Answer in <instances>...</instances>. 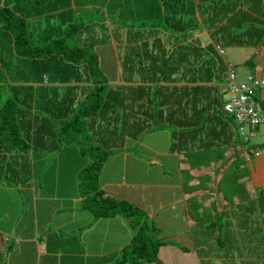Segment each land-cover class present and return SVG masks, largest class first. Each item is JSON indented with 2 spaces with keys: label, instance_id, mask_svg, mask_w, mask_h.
<instances>
[{
  "label": "trees",
  "instance_id": "trees-1",
  "mask_svg": "<svg viewBox=\"0 0 264 264\" xmlns=\"http://www.w3.org/2000/svg\"><path fill=\"white\" fill-rule=\"evenodd\" d=\"M81 5L0 0V151L16 152L0 159V182L17 181L31 148L75 146L86 162L76 173L79 209L93 221L127 217L132 229L110 264H162L160 247L172 242L164 218L182 210L173 153L238 145L251 159L260 147L250 144L260 125L244 141L224 110L227 63L217 47L264 46V0H132L135 22L111 27L108 14ZM153 154L160 163H147ZM229 213L200 224L223 257L201 264H264V192Z\"/></svg>",
  "mask_w": 264,
  "mask_h": 264
},
{
  "label": "crops",
  "instance_id": "crops-1",
  "mask_svg": "<svg viewBox=\"0 0 264 264\" xmlns=\"http://www.w3.org/2000/svg\"><path fill=\"white\" fill-rule=\"evenodd\" d=\"M72 3L74 8L81 4L89 7V4H77L75 0ZM241 48L248 47L224 48L225 61L229 64H233L232 59L241 60L239 64L245 62L242 53H246ZM253 48L256 73L249 75L264 78V46ZM243 67L245 63L239 70ZM258 99L264 106V91L258 93ZM212 150L216 152L198 148L190 153L175 152V160L168 161L178 165L180 182L177 187L181 188L182 196L177 201L181 202L179 207L182 210H177L174 216L166 214L164 218L170 222L167 233L172 240L160 247L159 260L162 254L172 249L168 259L162 260L164 264H201L203 259L222 260L220 252L216 251L217 246L215 251L214 245L209 247L211 251L206 246L202 247L199 234L204 231L199 230L200 224L210 225L219 217L231 220L229 211L233 206L257 198L264 192V175H258L264 172V166L256 163L253 172L249 153L238 145ZM257 150H252L255 151L254 156H263L264 152ZM56 152L57 155L52 157L51 154ZM56 152L45 149L35 154L31 148L23 158L25 171L13 177L17 181L11 184L0 182V264H110L111 254L131 239L132 229L127 217L93 221L91 213L79 209L81 196L77 178L76 174L71 178L70 170L82 168L85 159L75 146H63ZM14 153L1 148L0 159L5 164ZM215 153L219 157L217 161L211 158ZM195 156L201 159L199 166L191 164L195 162L191 161ZM151 157L153 159L157 155ZM246 172L251 179L248 188L240 182ZM130 184L140 185L134 181ZM148 216L154 218L155 214L151 210ZM229 228H234V225ZM202 249L205 253L201 252Z\"/></svg>",
  "mask_w": 264,
  "mask_h": 264
},
{
  "label": "rangeland",
  "instance_id": "rangeland-1",
  "mask_svg": "<svg viewBox=\"0 0 264 264\" xmlns=\"http://www.w3.org/2000/svg\"><path fill=\"white\" fill-rule=\"evenodd\" d=\"M75 2L77 4L81 3V2L83 4H89V7H87V9H86L87 10L86 13L94 15V16H96L99 19H102L103 13L105 15L108 14L109 18L111 19V20L107 21V24L109 25V27H111V22L110 21H112L113 23H116L117 26L121 25V23H127V21L128 22L129 21H132V22L134 21L135 22V15L133 13H131V11H130L131 10V6H132V0H123V6L122 7L124 9L123 10L120 9V12L117 11L115 13L112 12V9H113V6L115 7V3L117 2V0L116 1H113V0H75ZM103 6L106 7V8H103ZM83 8L85 9V7H83ZM241 49L244 50L245 53H246V54L242 53L243 54L242 57H244L243 60L245 59L244 60L245 62L247 60H249V59L250 60L252 59L255 62V59L253 57V56H255V54H253L255 49L253 47L241 48ZM104 56H106V57H103L105 59H109L110 58V54L108 52H106V51L104 53ZM238 61H241V60H238ZM238 61L235 60V59H232L231 62H233V64L231 63V65H233V66L235 65V67H238V70L237 69L236 70L238 72V76H239L238 79L239 80L244 81V80L248 79L250 73H256V71L253 68L254 65L251 66V64H249V63H247V65L245 64V68L243 67V68H241L239 70V67L240 66L242 67L245 62L239 64ZM104 67L106 68V70L110 69L108 66H104ZM239 71H242L243 73L239 74ZM113 72H116V68L113 70ZM260 103L262 104V102H260ZM253 136L251 137L250 144L256 145L257 147L260 146L259 148H257L258 149L257 152H259V151L264 152V122L260 124V126L258 127L257 133L255 135H253ZM214 152H216V151H214ZM212 155L213 156H211V158L212 159L214 158L213 160L217 161L218 158H219V157H217V154L215 153V154H212ZM71 160H72V156H71ZM193 160L195 162H191V164H196L197 163L198 166H199V163H201V159L199 157H197V156H195V159H191V161H193ZM151 162L152 163H160V159H158V157H155V158L153 157ZM249 163L251 165H253V172L255 171V167L254 166H255L256 163L258 164V166H264V153H263V156H261L259 158H256V156H253L250 159ZM258 166H256V168H258ZM129 168H130V166L128 164H126V170H125L126 173H129V171H130ZM149 168H151V165L149 166ZM153 168H157V167H153ZM70 172L72 173L71 178H73L75 176V174L78 172V170H70ZM258 175L259 176L260 175H264V172L259 173ZM66 179H68V178H66ZM249 180H251V179H250L249 175L246 172V174L242 175V179L240 181L241 185L244 186L245 188H248V186H250V181ZM210 231L211 230L208 227V228H206L204 230L203 233L199 234V238L201 240L200 243H201L203 248L206 246L207 250L209 249V247L213 246L211 243L214 240L212 238V235H211ZM177 241H179V240H177ZM171 253H172V249L168 250L166 253L161 255V259L159 261L162 264H164V262L162 260L165 259L164 261H166V259H168V257L171 255Z\"/></svg>",
  "mask_w": 264,
  "mask_h": 264
},
{
  "label": "built area",
  "instance_id": "built-area-1",
  "mask_svg": "<svg viewBox=\"0 0 264 264\" xmlns=\"http://www.w3.org/2000/svg\"><path fill=\"white\" fill-rule=\"evenodd\" d=\"M261 91H264V78L250 75L241 81L233 68L228 70L224 110L234 117L243 140L248 139L252 128L264 122V108L257 100Z\"/></svg>",
  "mask_w": 264,
  "mask_h": 264
},
{
  "label": "clouds",
  "instance_id": "clouds-1",
  "mask_svg": "<svg viewBox=\"0 0 264 264\" xmlns=\"http://www.w3.org/2000/svg\"><path fill=\"white\" fill-rule=\"evenodd\" d=\"M195 36L196 37H200V38H202V40H203V42H204V44H208L209 42H210V37H209V34H207V32H205V31H203V32H196V34H195ZM205 36V37H204ZM224 48H226V47H217V49H218V51L221 53V55L223 56V54L225 53V51H224ZM227 63V62H226ZM230 68H233L235 71H236V69H235V65L233 66V65H231V64H229V63H227V78H226V81H227V79H228V70L230 69ZM236 74H237V72H236ZM250 76V75H249ZM237 77H238V74H237ZM226 81L224 82V83H222V87H223V91H224V88H225V84H226ZM242 81V80H241ZM224 98H225V96H224ZM257 100L259 101V99H258V94H257ZM260 102V101H259ZM261 104V103H260ZM262 105V104H261ZM263 106V105H262ZM264 108V107H263ZM230 115V114H229ZM232 116V115H231ZM237 125V124H236ZM260 125V124H259ZM251 136V135H250ZM249 136V137H250ZM245 141V140H244ZM260 234V233H259ZM261 236V235H260ZM263 241H264V238H263ZM235 242H236V240H235ZM263 243V242H262ZM262 248H264V243H263V245H262ZM229 259H235L236 261H238V262H241L240 260H246V258H242V257H240V256H234V257H230Z\"/></svg>",
  "mask_w": 264,
  "mask_h": 264
}]
</instances>
